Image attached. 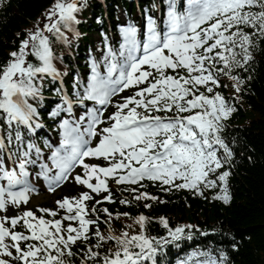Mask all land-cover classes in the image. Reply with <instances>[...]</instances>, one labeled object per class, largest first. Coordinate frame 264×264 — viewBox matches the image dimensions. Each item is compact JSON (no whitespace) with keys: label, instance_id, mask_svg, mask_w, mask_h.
Returning a JSON list of instances; mask_svg holds the SVG:
<instances>
[{"label":"snow or ice","instance_id":"6c2138e0","mask_svg":"<svg viewBox=\"0 0 264 264\" xmlns=\"http://www.w3.org/2000/svg\"><path fill=\"white\" fill-rule=\"evenodd\" d=\"M87 5L52 0L0 59V264H160L170 245L218 230L138 210V230L116 233L112 223L130 213L108 202H166L150 184L232 199L236 141L223 133L264 43V0H151L141 22L101 29L89 71L72 72L57 65L54 43L81 35ZM70 180L83 190L56 207L21 208L43 190L40 181L55 191ZM154 222L162 234L150 230ZM175 264H229V252L194 248Z\"/></svg>","mask_w":264,"mask_h":264},{"label":"trees","instance_id":"16d2710c","mask_svg":"<svg viewBox=\"0 0 264 264\" xmlns=\"http://www.w3.org/2000/svg\"><path fill=\"white\" fill-rule=\"evenodd\" d=\"M116 1L106 0L111 19ZM51 2L8 0L7 7H0V59L10 48L14 33L31 27ZM83 12L81 16L85 19L87 16L94 18L102 11L100 4L91 0ZM83 23L81 26L84 30L92 29V26ZM75 55L81 61L85 50L79 46ZM62 56L65 61L68 60V55L63 51ZM253 56L250 71L242 73L252 77L245 85L247 91L243 93L238 109L225 128L229 143L233 139L236 141L232 144L236 155L230 177V203L180 193L169 197L158 193L166 202L153 201L150 209L143 208L142 204L137 208L150 217L165 215L173 225L176 222H191L199 224L202 229L218 230L201 232L192 240L184 241L179 248L170 245L166 249L170 259L180 252L214 246L223 247L229 252V264H264V43L253 51ZM128 210L132 217L135 208ZM124 224L123 219H117L112 223V228L119 233ZM161 229L162 225L154 222L150 230L162 234ZM233 241L239 244L238 249H231Z\"/></svg>","mask_w":264,"mask_h":264}]
</instances>
